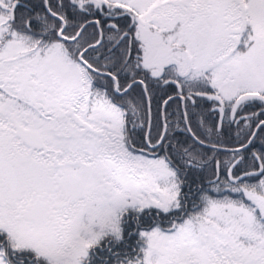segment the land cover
Wrapping results in <instances>:
<instances>
[{
  "label": "snow or ice",
  "instance_id": "6c2138e0",
  "mask_svg": "<svg viewBox=\"0 0 264 264\" xmlns=\"http://www.w3.org/2000/svg\"><path fill=\"white\" fill-rule=\"evenodd\" d=\"M0 264H264V0H0Z\"/></svg>",
  "mask_w": 264,
  "mask_h": 264
}]
</instances>
